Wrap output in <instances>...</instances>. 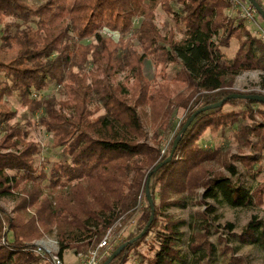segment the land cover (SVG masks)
<instances>
[{
    "label": "trees",
    "instance_id": "1",
    "mask_svg": "<svg viewBox=\"0 0 264 264\" xmlns=\"http://www.w3.org/2000/svg\"><path fill=\"white\" fill-rule=\"evenodd\" d=\"M232 7L230 0H0V197L14 200L13 214L0 204V264H52L34 243L45 234L57 238L61 258L87 253L139 212L113 252L144 229L148 194L150 228L111 264H180L185 220L168 209L194 195L207 207L195 214L193 264H251L226 237H209L222 217L210 201L264 207V180L248 188L232 179L237 163L253 178L264 175V102L228 98L182 132L195 111L230 94L264 95L232 88L237 75L264 72V41L229 14ZM38 129L51 137L47 148L33 137ZM179 135L172 160L154 171ZM242 236L264 246V221L252 216Z\"/></svg>",
    "mask_w": 264,
    "mask_h": 264
},
{
    "label": "rangeland",
    "instance_id": "2",
    "mask_svg": "<svg viewBox=\"0 0 264 264\" xmlns=\"http://www.w3.org/2000/svg\"><path fill=\"white\" fill-rule=\"evenodd\" d=\"M246 2L248 0H245ZM157 22L161 24L165 20V15L161 8L157 10ZM139 19L135 20V25H138ZM262 27H264V20L261 21ZM248 27L252 30L255 28V24L252 22L248 23ZM117 37V35H115ZM236 41L232 42L231 47L228 49L231 56H234L236 53ZM146 74L152 78L153 77V69L150 62H147L146 66ZM163 83V82H162ZM161 83V84H162ZM264 72L259 70L246 71L239 75H237L233 81L232 88L238 91H257L260 93H264ZM15 106H17L15 104ZM20 111L24 109L20 107ZM186 116V112L182 111L175 115L174 122L176 124V128L179 126L182 120H184ZM150 130V128H148ZM33 137L36 140L41 141L45 148L48 147V143L50 142V135L42 129H38L33 133ZM51 159H56L57 155H50ZM238 167V175L232 176V179L235 182H239L242 186L252 187L256 186L264 180V175L259 176L257 178H253L252 176L245 173L244 167L237 163ZM202 191V190H201ZM13 197H0V204L6 208L8 211L12 213V209L14 206ZM202 198L200 195H194L188 197L185 201L179 204H173L168 212L175 215L176 218H183L185 223L182 226L183 235L181 236L178 247L181 250V256H183V261L180 264H193L192 258L193 255L190 252L189 241L190 235L193 232V223L195 221V214L199 210H205L206 205L201 202ZM216 207V213L222 214V217L219 220H215V223L211 226V233L209 237L214 241H218L219 236H224L227 239V242L237 250V254H245L251 264H264V246L258 241H250L243 238L242 233L245 225L251 220L252 216L256 215L259 220L264 221V207L253 206L250 208L245 207H233L226 202L221 201H210ZM215 213V214H216ZM140 213L138 212L136 216L130 221L129 224L124 225L123 220H121L122 225H118L116 228V234L122 235L117 243H120L130 231L135 229V226L141 220ZM215 215H211L214 217ZM227 223H231L232 227H229ZM34 243L39 244L44 249L57 251L58 250V242L57 238L52 234H45L42 238L35 240ZM65 262L68 264L75 263L79 258L77 255L68 250L64 253ZM46 264V263H44ZM128 264H138L136 259H131Z\"/></svg>",
    "mask_w": 264,
    "mask_h": 264
},
{
    "label": "built area",
    "instance_id": "3",
    "mask_svg": "<svg viewBox=\"0 0 264 264\" xmlns=\"http://www.w3.org/2000/svg\"><path fill=\"white\" fill-rule=\"evenodd\" d=\"M230 2L235 8L240 10V14L243 18L255 24L253 32L264 41V27H262L261 23L263 18L258 14L253 5L249 1L246 2L244 0H230ZM118 225H122L121 220L108 229L105 237L95 249L90 250L87 253H80L78 255V264H101L103 259L111 254L114 245L122 236L116 234V228ZM40 249H43L50 254V261L52 264H68L58 255V250L53 252L52 250L44 249L42 246Z\"/></svg>",
    "mask_w": 264,
    "mask_h": 264
},
{
    "label": "water",
    "instance_id": "4",
    "mask_svg": "<svg viewBox=\"0 0 264 264\" xmlns=\"http://www.w3.org/2000/svg\"><path fill=\"white\" fill-rule=\"evenodd\" d=\"M253 7L257 10L258 14L263 18L264 20V8L259 4V2L257 0H248ZM236 97H242V98H247V99H252V100H256V101H260V102H264V95L263 94H230L229 96H227L225 99L221 100L220 102H217L215 104H211V105H207L204 106L200 109H198L197 111L194 112V114L188 119V121L186 122V124L184 125L182 132H184L188 126L191 124V122L194 120V118L202 111H205L207 109H211V108H215L218 106H221L226 99L228 98H236ZM181 139V135H179V137L175 140V144L172 148V151L169 155V157L162 161L161 163H159L154 171L158 170L161 166H163L165 163L169 162L172 160L173 156H174V152L179 144V141ZM149 184H150V177L147 180V193L149 192ZM148 200H149V204L151 206V215L147 221V224L145 225L144 229L134 238H132L131 240H129L128 242L122 244L121 246H119L118 249H116L115 251L112 252V254L109 256V258L103 263V264H111V262L117 257V255H119L121 253V251L129 244V243H133L135 241H137L138 239L142 238L146 232L148 231V229L150 228L154 217H155V207H154V202L153 199L151 197L150 194H148Z\"/></svg>",
    "mask_w": 264,
    "mask_h": 264
},
{
    "label": "crops",
    "instance_id": "5",
    "mask_svg": "<svg viewBox=\"0 0 264 264\" xmlns=\"http://www.w3.org/2000/svg\"><path fill=\"white\" fill-rule=\"evenodd\" d=\"M245 1V0H244ZM263 4H264V0H262ZM229 14L233 17H238L239 15L241 16L240 14V10L238 8H235L234 6L232 8H230L228 10ZM248 21V20H247ZM250 21H248L247 23H249ZM252 23V22H251ZM78 257V256H77ZM63 259H64V256H63ZM65 260V259H64ZM79 261L77 260L75 263H71V264H78Z\"/></svg>",
    "mask_w": 264,
    "mask_h": 264
}]
</instances>
